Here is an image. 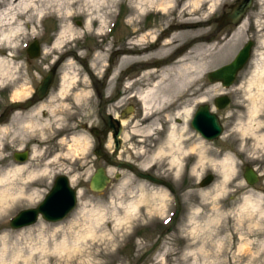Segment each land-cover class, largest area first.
Returning <instances> with one entry per match:
<instances>
[{
  "label": "rangeland",
  "instance_id": "rangeland-1",
  "mask_svg": "<svg viewBox=\"0 0 264 264\" xmlns=\"http://www.w3.org/2000/svg\"><path fill=\"white\" fill-rule=\"evenodd\" d=\"M6 1L0 0V8ZM237 1L239 0H217L213 6H210L208 0H201L198 5L193 4L192 0H153V3H147L146 0H64L62 3L57 0H36V4L43 9L42 16H50L51 21L44 22L50 30L54 29L58 35L61 26L66 28L62 44L53 47L55 53L75 48L76 40L82 31L89 28V23L93 29L104 31L114 16H120L108 39L112 41L116 38L123 43L129 36L136 35L135 48L141 49L137 55L144 54L136 55L134 60L142 63L166 58L190 39L189 42L199 37H209L216 28L215 19L220 18L224 10H230V6ZM158 3H162L164 7H159ZM27 13L33 15V20L28 21L26 16L19 17L23 22L22 30L12 36L13 42L10 45L0 43V54L5 52L16 67L20 66L11 76H15V79L0 78V90L3 85L9 84L12 88L9 96L14 99L30 93L37 79V71L33 70L34 64L38 63L35 61L37 57L28 59L23 48L32 40L34 33L42 29V24L33 9ZM83 18L87 20L86 27L75 22L76 19L82 21ZM195 23L201 25L185 29L173 26L172 34L166 36L159 45L144 49L165 26ZM232 26L226 29L222 27L215 36L210 37L211 43H202L204 40L192 45L198 47L197 59L209 61V66L207 64L205 71H201L199 80L194 84L195 87H201L210 70L228 63L247 40L253 41L251 56L232 85L223 88L215 83L212 90L216 96L227 94L230 98L229 104L220 112L224 123V132L220 138L209 144L200 142L189 125V116L175 114L174 110H170L180 93H176L174 99L167 100L166 104L170 108L167 115L160 118V124L156 122L154 137L146 139L143 129L132 133L126 125L120 159H126L140 170L169 181L180 203L175 224L141 264H264V142L249 131H244L249 122L252 105L250 90L256 91L255 86H249V81L254 74L255 62L264 54V0H252L243 20ZM235 30L237 33L228 45L227 39ZM205 33L209 36L201 35ZM96 40L100 42L101 38L96 36ZM205 44L209 46H202ZM94 61L97 70H100L105 61L104 56L98 54ZM68 69L75 70L74 64L64 65L63 70ZM139 70L142 71L136 74L139 77L136 84L142 90L151 81L152 73H149V69ZM13 82L16 83L11 84ZM262 89L258 112L254 116L255 122H259L254 130L263 129L257 131L258 134L264 131V87ZM183 92L187 94V91ZM2 98L1 93L0 99ZM135 100L136 112L140 111L142 116L138 120L142 122V109L137 98ZM37 109V114H28L29 116H24L25 119L21 116L15 117L13 129L0 132V173L18 165L11 160V151L16 147L27 145L39 136L43 138L42 142L49 141L56 130L52 117L43 123L42 116H47L41 114L44 109ZM86 110L90 119L91 108ZM55 112L66 115L69 109L58 106ZM28 119L38 121L41 128L32 126L29 129L24 126ZM60 120L62 118L57 119L55 124H59ZM171 126L178 131L182 149L156 153L157 143L166 148L164 132ZM62 141L69 146V157L64 159L62 155L58 156L50 164H57L54 170L48 168L46 173L31 177L41 183L40 197L31 201H18L0 225V236L3 233L8 235L3 258L7 264H135L170 225L175 210L172 193L164 186L138 179L129 171H118L114 168H110V173L107 168L110 182L106 188L98 193L93 192L89 188V179L95 168L103 165V162L96 160L93 155L92 135L82 126H73L70 138ZM57 144L61 146L63 143ZM105 148L110 149L108 142ZM173 153L178 157L176 163H172ZM228 153L234 155L236 168L233 175L225 179L218 162ZM39 154L33 159H27V166L22 169L20 177L14 179V183L27 187L28 172L34 166L43 164V153ZM62 161L70 165L65 167L66 172L63 174L74 176L75 179L71 185L78 191L76 208L57 222H48L39 217L31 225L12 228L10 219L19 210L35 207L42 201L53 184V176L62 174L59 171L63 169ZM245 166L253 167L259 174V180L253 185H248L243 178ZM117 172L120 174L118 178L115 177ZM205 173H211L214 178L209 185L201 188L197 183L198 178ZM142 191L147 196V203H140L137 215L119 221L116 217L122 216L124 206L137 198ZM96 208L105 217L94 224L92 234L79 239L80 248L65 252L52 250L53 243L63 237L72 240L79 232L93 225V212L89 211ZM115 209L119 214L113 217L112 212ZM18 233L21 235L16 236ZM43 239L48 242L49 250L41 249ZM1 247L0 242V251ZM17 250L19 254L15 257Z\"/></svg>",
  "mask_w": 264,
  "mask_h": 264
},
{
  "label": "flooded vegetation",
  "instance_id": "flooded-vegetation-1",
  "mask_svg": "<svg viewBox=\"0 0 264 264\" xmlns=\"http://www.w3.org/2000/svg\"><path fill=\"white\" fill-rule=\"evenodd\" d=\"M228 10L229 9L224 10L221 16ZM119 18L120 16H115L112 19L111 24L104 29V31H97L93 29L92 24L90 25L89 23V28L82 31L79 35L80 37L76 40L75 48L63 49L59 54L55 53L53 49L55 46L57 32L54 29L50 30V27L46 26L45 23L43 24L45 21L50 22L51 18L50 16L42 18V25L40 27L42 29L39 30L38 33H34L33 39L30 42H27L23 48V51L27 54V58L33 59L29 56L28 47L32 42L37 45V58H34H36L35 61L38 63L36 65L34 64L33 67V70L37 71L36 82H33L34 86L30 93L16 99L9 96L12 89L11 86L9 84L3 85L0 90V94H3V98L0 99V117H2L0 125L5 126L6 129H13V125L15 124V118L13 116L15 113H19L18 116L25 119L24 116L28 115L30 109L36 108V110H38L37 108H39L40 110L41 107V110L44 109L41 114L47 116H42L43 123L48 122V119L50 120V117H52L54 128L56 130L52 134L49 141L42 142L43 138L39 136L33 138L27 145L25 144L23 146L16 147L13 151H11V160L13 163H17L18 165L25 163L31 156L33 148L38 149L37 154H39V152L43 153V163L48 166L60 155H62L64 159H67L69 156L66 154V150L69 146L62 140L70 138L71 128L73 126H82L86 128L93 137L92 151L101 147L102 151L105 152L107 156H110L114 151L115 142L113 140V136L116 134L117 139H119L120 142L118 152L119 157L124 141L123 137L126 125H128L127 127L130 129L132 125L134 126L137 123L142 124V122L138 120L140 117L142 118V116L140 111L136 112L137 105L135 100L136 92L141 89V86L139 87L136 84V80L139 79L136 74L142 71L134 69V67L140 63V61H136L134 59L137 52L141 50L135 48V45H137V42H135L136 35L129 36V39L123 43L116 38L112 41L108 39V36L112 34L114 28L116 27ZM83 20L85 22H83ZM83 20L81 21L80 19H76L75 22L77 25L81 24V26L86 27V18H83ZM175 25L177 24H170L169 26H165L164 29L159 30L151 40L150 45L144 47V49L159 45L166 36L172 34V31H174L172 27ZM229 27L233 26L227 24L223 27V29ZM133 31L134 29L132 32ZM207 33L210 34L211 32ZM207 33L201 35L209 36ZM96 36L101 38L100 42L96 40ZM103 36H105V38ZM187 42H184V44ZM211 42L212 41L208 40L202 43ZM124 51H127V55H129L131 59L128 62L121 63V57L126 54ZM98 54L103 55L105 60L102 63L100 70H97L95 65L96 63L94 61V57ZM143 54L144 53H140L137 56H141ZM69 63L74 64L75 70L68 69L64 71V65ZM52 68L54 69L52 80L41 99L36 100L27 108L9 110L11 103L17 101L25 103L27 100L33 98L36 95L42 79ZM158 69H160V67L147 70L152 72L153 70ZM152 78L153 77H151V80ZM14 83L16 82L11 84ZM214 86L215 83L210 82L206 76L202 86H197L195 87V90L192 91L190 103L186 102V104L191 105L188 118L189 125L195 132L197 139L204 144L213 143L214 140L205 138L195 127L192 126L191 122L194 118L196 119L198 125H200L209 122L211 113H214L218 116L219 122L222 126V133L218 138H220L224 132V123L220 117V112L223 109H219L216 106L215 98L217 96L212 91ZM202 94L205 95V98L200 100L199 97ZM188 98L187 93L179 102H177V104L170 106V110H174L180 102L187 100ZM204 105H206V108L202 109ZM58 106L68 108L69 113L63 115L60 112H55V109ZM170 107H165V113H163L165 116L167 115L168 108ZM88 108H91L90 119L87 117L88 113L86 109ZM201 113H203V116H201ZM59 118H62V120L59 121V124H55ZM108 118L113 119L111 121V124L113 123V125L108 123ZM232 121L233 120H230V122ZM158 123L160 124V120ZM37 125L38 124L36 123L35 126L37 129L41 128L40 124L38 126ZM61 142L63 143L61 146L57 144ZM107 142L110 146V149L108 150L105 148L107 146ZM16 156H26L27 159L20 160ZM95 158L96 160L103 162V158ZM62 163L63 169L60 170L62 171L61 173H65V167H70V165H68L66 161H62ZM56 165L57 164H53L52 166L50 165L49 169L54 170ZM210 174L211 173H205L203 176L198 178L197 183L199 187L203 188L200 184L204 182ZM53 177L55 178V176Z\"/></svg>",
  "mask_w": 264,
  "mask_h": 264
},
{
  "label": "bare ground",
  "instance_id": "bare-ground-1",
  "mask_svg": "<svg viewBox=\"0 0 264 264\" xmlns=\"http://www.w3.org/2000/svg\"><path fill=\"white\" fill-rule=\"evenodd\" d=\"M58 3H62L64 0H57ZM147 3H153V0H146ZM201 0H192V3L198 5ZM217 0H208L210 2V6H213ZM159 7H164L162 3H158ZM33 9L35 11L36 17L39 22H42L43 9L39 8L36 4V0H7L4 4L1 5L0 8V43H10L13 42V35H16L18 32L22 30L23 22L20 21L21 16H26L28 21L33 20V15L28 14L27 12ZM87 21V20H86ZM89 21V20H88ZM44 23V22H43ZM35 26L33 25L32 28ZM71 27V25H70ZM65 27L61 26L59 29V33L57 35V39L55 40V45H60L63 42L65 35ZM237 31L235 30L230 34V37L227 39L228 45L231 44L234 39ZM202 46L208 47L209 44H205ZM198 47H193L191 50L184 52L179 58H177L174 62L169 63L160 67L158 70H153L152 80L147 83L148 86L136 92V98L140 103V108L142 109L143 119L142 124L137 123L129 129L132 133H134L137 129H143L144 138L154 137L156 122L160 120L161 117H165L163 113H165V107L168 106L167 100L174 99L176 97V93H180L176 99L173 101L172 105L177 104L186 94L183 91H187L188 99L180 102L175 108V114H184L189 116L191 105L186 104V102L190 103L192 97V91L194 90V84L199 80L198 76L201 71H205L206 66L209 61H203V59H197L196 52ZM29 49V47H28ZM125 52V51H124ZM126 54L123 55L120 59L121 63H124L130 59V56ZM12 59H8L6 53L0 54V78L7 77V79H15V76L11 78L16 72L19 70V67H16L14 61ZM255 70L252 78L249 81V86H255L256 91L250 90L249 98L251 101V109L249 122L247 126L244 127V131H249L253 134L258 140L264 142V131L260 134L257 131H262V128L259 130H254L255 125L259 124V122H255L254 116L258 112V100L263 92L262 87H264V54L261 58L255 62ZM172 71L174 74H172ZM150 73V72H149ZM172 75V76H170ZM221 90V88L219 87ZM218 89V90H219ZM213 90V89H212ZM210 92V90H209ZM17 94L19 92H16ZM18 97V96H17ZM205 95H200L199 99H204ZM29 115L37 114L36 108H32L28 112ZM19 113L14 114V118L17 117ZM28 115V116H29ZM26 124L24 126L31 129L32 126H35L36 122L33 119H28L25 121ZM21 129V126H20ZM5 126L0 125V132L6 131ZM178 131L174 126H171L168 130L164 132V139L167 144L166 148H162L160 145L156 146V153L166 152V151H176L182 149L180 147V136H177ZM193 149V147H191ZM172 151V152H173ZM38 149L33 148L31 151L30 158L33 159L35 155H37ZM66 154H70L69 148L66 150ZM35 159V158H34ZM178 162V157L175 153H173L172 163ZM220 168L222 169L224 178L231 177L236 168V161L233 154L228 153L224 155L223 158L219 159ZM17 164V163H16ZM27 164L23 163L21 165H16L12 168L5 169L2 173H0V225L3 224L7 213L12 209L14 205L17 204L18 201L22 199H27V201L35 200L40 197L41 183L38 179L31 178L32 176H37L40 173H46L49 168L48 165L43 163L41 166H34L27 174L29 178L27 187H24L22 184L14 183V179L20 177V173L23 168H25ZM59 171H61L59 169ZM108 172H111V169H108ZM70 182L75 181L74 176L69 177ZM147 203V196L143 191L138 195L137 198H134L130 202H128L124 206V211L122 216L116 217L119 221H123L126 219H130L132 216L137 215L139 213V205L140 203ZM92 216V223L87 230L83 232H79L77 236L70 240L68 237H63L60 241L53 243L52 250L55 252H65L71 249L80 248L79 239L83 238L86 235H90L94 232V224L97 223L98 219H102L105 217L104 213L98 208L89 211ZM119 211L117 209L113 210L112 216H118ZM90 216V217H91ZM175 217L171 219L170 225L173 222ZM169 225V226H170ZM168 226V227H169ZM21 233L16 234V236H20ZM7 233H3L0 236V242L2 244L0 251V264H7L6 260L3 258L6 253L7 243ZM45 239V238H44ZM42 240L41 249H48L49 244L46 240ZM49 250V249H48ZM19 254V250L15 252V257Z\"/></svg>",
  "mask_w": 264,
  "mask_h": 264
},
{
  "label": "water",
  "instance_id": "water-1",
  "mask_svg": "<svg viewBox=\"0 0 264 264\" xmlns=\"http://www.w3.org/2000/svg\"><path fill=\"white\" fill-rule=\"evenodd\" d=\"M252 0H239L235 2L233 5L230 6V10L226 12L223 16L220 18H216V22L218 23L215 30L211 33L209 37H199L191 42L184 44L178 48H176L169 56L162 59H157L151 62H142L139 63L134 69H153L162 67L164 65H167L169 63H172L175 61L179 56H181L185 50H187L188 47L192 46L196 42L201 41H208L210 37H213L216 35V33L225 25L231 24V25H238L243 18L245 17V13L248 10V8L251 6ZM201 23H195V24H181L174 26V28L177 29H185V28H192L195 26H199ZM253 46L252 40H247L236 52L234 57L226 64H223L213 70H210L207 73V77L210 82L212 83H220L224 88L229 87L234 82L237 74L243 69V67L247 64L250 55L251 50ZM29 56L31 58L36 57L37 53V45L32 43L28 49ZM53 68L46 74V76L42 79L41 84L39 85L36 95L27 100V102H13L9 106V110L18 108H27L30 105H32L36 100L41 99L49 86L52 77H53ZM229 97L227 95H221L217 96L215 98L216 106L219 109L225 108L229 104ZM206 108V105L202 107V109ZM201 116H203V113H201ZM2 117H0V123H1ZM113 119L108 118V123L111 124V121ZM192 126L195 127L199 133L204 136L205 138L209 140H215L217 139L221 133H222V126L219 122V118L216 114L211 113L210 115V121L207 123H203L198 125L196 119L194 118L191 122ZM113 125V123L111 124ZM114 140V151L110 156H107L105 152L102 151L101 147L94 150V154L98 158H103L104 164L107 165L105 168L104 164L101 166H98L95 168L94 172L91 174L89 179V188L93 192H101L103 191L107 184L110 182V177L107 173V168H114L118 171L121 170H128L135 176L150 181L155 184L163 185L169 189L170 192H172L174 196V203H175V215L174 220L172 224L166 228L164 232L161 233V235L158 236L157 240L153 244L151 248H149L136 262L135 264H141V262L151 253L153 250L160 244L161 239L163 236L168 234V232L171 230L172 226L175 224L176 218L179 215L180 210V203L179 198L177 194L175 193L172 185L170 182L153 176L147 172L141 171L136 165H134L131 162H128L126 160H121L117 157L120 142L119 139H117V135L114 134L113 136ZM20 160H25L26 156L18 157ZM115 177H119V172L115 174ZM243 178L245 182L248 185H253L259 180V174L255 171L253 167L245 166L243 171ZM213 180V175L210 174L207 176L206 180L202 182L201 186L208 185ZM77 195L78 191L75 187L71 185L70 179L65 174H60L56 176L52 187L49 189V191L45 194L42 201L35 207L26 208L23 210H20L17 212L10 221V226L12 228H21L24 226L31 225L35 223L39 217L44 219L48 222H57L64 218H66L76 207L77 204Z\"/></svg>",
  "mask_w": 264,
  "mask_h": 264
}]
</instances>
